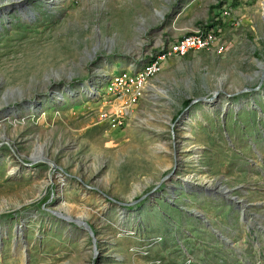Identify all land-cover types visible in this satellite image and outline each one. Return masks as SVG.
<instances>
[{
  "label": "rangeland",
  "instance_id": "rangeland-1",
  "mask_svg": "<svg viewBox=\"0 0 264 264\" xmlns=\"http://www.w3.org/2000/svg\"><path fill=\"white\" fill-rule=\"evenodd\" d=\"M10 1L0 0V264H111L108 236L119 232L114 218L125 208L126 217H133L124 235L134 253H145L138 257L146 255V245L161 239L143 238L151 217L147 211L154 208L190 219L186 228L182 218L168 219L180 242L181 236L187 239L184 228L197 239L195 257L175 264H210L219 256L227 264H264V79L259 88L258 76L243 87L251 90L238 87L239 94L225 97L235 93L226 83L201 93L177 76V85L152 90L148 103L141 100L152 106L146 115L137 113L140 120L134 116L123 130L110 131L99 122L97 101L86 88L92 79L100 81L115 61L131 56L134 63L142 61L135 58L139 55L119 54L124 28L139 24L138 9L145 10L150 0H26L23 8H5ZM262 1L239 0V56L264 55ZM215 90L229 104L223 123L222 101L210 106L195 100L210 98ZM27 101L40 105L26 109ZM203 106L208 121H216L215 136L207 141L209 154L175 153L178 144H191L177 136L189 125L190 114ZM233 113L239 119L237 139L226 128ZM156 119L173 123L167 124L166 139H143L140 132ZM38 146L61 170L44 162L26 165ZM175 158L177 167L167 183L179 186L178 176L205 173L210 184H198L210 189L209 194L198 191L191 177L190 193L174 190L172 204L158 197L170 198L164 183L157 184ZM216 182L233 189L230 195L243 201L242 210L221 196ZM108 197L133 203L121 206ZM53 210L84 218L93 236Z\"/></svg>",
  "mask_w": 264,
  "mask_h": 264
},
{
  "label": "crops",
  "instance_id": "crops-1",
  "mask_svg": "<svg viewBox=\"0 0 264 264\" xmlns=\"http://www.w3.org/2000/svg\"><path fill=\"white\" fill-rule=\"evenodd\" d=\"M149 3V6H146L145 10L143 7H139L138 9L141 12L137 13V16L140 17L139 24L131 25L129 31L128 28H124V50L119 54L139 55L135 58L142 59V61L139 60L137 63H134L132 56L129 59L124 58L123 60L115 61L106 66L102 75L121 71H137L148 60L149 53L157 52L171 42L178 40L184 33L190 31L196 25L205 24L209 28H212L215 24H218L223 41L227 43L228 48L220 55L202 50L189 52L182 57H171L163 61L160 71L150 79L145 95L141 97L127 122L132 120L134 116L136 121L140 120L142 117H136L137 113L146 115L148 108L152 105L144 104L141 100L148 103V101L150 102L148 100L150 96L148 93L152 90H158L160 87L167 85H177V76L181 77L180 79L184 84H189L192 89L202 91L201 93L209 92L214 87L219 88L223 83H226L225 87L229 90L236 92L239 87V91H241L244 86H250V82L254 78L257 79L260 72L258 64H264V55L239 56L238 30L239 22H242V17H239V0H150ZM235 3L236 6H232ZM225 9L229 10V14L223 17L222 12ZM144 11L145 13H143ZM217 18H223L222 22L218 21L215 23L214 19ZM234 52L238 56L232 55ZM141 55L144 56L141 57ZM201 65L203 68H201ZM221 101L223 104H226L223 100ZM168 108L170 109L171 107ZM207 113V109L203 106V108L193 111L192 116L190 114L192 119H188L190 120L189 125L185 127L184 132H180L177 138L179 140H188L191 144L188 143V146L186 143L178 144V148L174 150L175 153L177 151L180 155H186L185 153L189 152L190 155H196L197 157H199V154L203 156L209 154L208 151L211 148H209L207 141L211 139V136H215L214 128L216 121H208L206 118ZM169 119L171 120L172 118L169 117ZM154 121L148 127V131H141L140 135L145 140L161 141L166 139L165 132L168 133L166 129L167 124L171 125L172 123L166 121V119H156ZM238 126L239 119L233 113L231 119L227 120L226 127L232 139L238 138ZM243 128L244 125H242ZM175 137L173 136V138ZM70 176L75 178L74 175ZM185 176H188L189 179L194 177L196 182L201 184H206L208 182L206 180H209V177L205 173L202 175L186 174ZM69 196L70 194H66V199ZM147 212H149L148 215L151 217L149 218V225L145 228L143 227L145 233L143 235L144 241H149L151 237L155 236L161 239L149 246L146 245V255L138 257L136 254L145 253L139 250H135L134 253L128 245L129 237L124 235L128 229L132 228L131 219L133 217L130 214L126 217L125 208L120 217L115 216L114 218L117 219L114 227L119 232L120 228L124 227L123 232H117L112 236H108V251L113 253L110 261L111 264H153L155 261H160L159 263L161 264H175L174 262H178L179 260L181 262L186 257L192 259L195 257L196 249L198 248L196 245L197 239L195 240V236L188 234L184 226L190 225V219L187 217L183 218L178 211H175V213L159 212L155 211L154 208H150ZM176 216L178 219L182 218V226L185 227L184 230L187 233L185 241H183L184 236H181V242L179 241V236L173 233V226L168 222L169 217L174 219ZM189 241L192 243H189ZM181 243L185 244L184 246L186 247ZM210 264L227 263L222 262V257L219 256L218 260L213 263L210 262Z\"/></svg>",
  "mask_w": 264,
  "mask_h": 264
},
{
  "label": "built area",
  "instance_id": "built-area-1",
  "mask_svg": "<svg viewBox=\"0 0 264 264\" xmlns=\"http://www.w3.org/2000/svg\"><path fill=\"white\" fill-rule=\"evenodd\" d=\"M228 14V9L222 12L223 17ZM222 19H214V22H222ZM227 48L228 45L223 41L218 24L212 28L205 24L196 25L178 40L157 52L149 53L148 60L137 71H121L102 75L100 81L92 79L88 83L92 88L88 92V96L97 101L99 122L107 125L109 130L122 129L127 124V120L141 97L145 95L150 79L160 71L162 63L166 59L182 57L189 52L202 50L220 55ZM57 93L59 92H55V95ZM61 97L60 95L58 98ZM34 104L37 107L40 105L39 102ZM184 264L195 263L187 260ZM254 264H259V261Z\"/></svg>",
  "mask_w": 264,
  "mask_h": 264
},
{
  "label": "water",
  "instance_id": "water-1",
  "mask_svg": "<svg viewBox=\"0 0 264 264\" xmlns=\"http://www.w3.org/2000/svg\"><path fill=\"white\" fill-rule=\"evenodd\" d=\"M263 18H264V16H263ZM258 67L260 69V73H259V82H258V85L256 86V88H259L261 86V84L263 82V79H264V64L259 63ZM248 90H251V88L245 87L241 91H248ZM224 94H225V97H231L233 95L239 94V91H236L233 94H229V93H224ZM218 96H219V92L217 90H215L214 92L211 93V97L210 98L198 97L195 100L203 101V102H205V103H207L209 105H213V104L217 105L220 102V100L218 99ZM27 104H28V101L25 102V104H24L26 109L28 108ZM228 105L229 104L226 103L225 106L222 108V112L223 113L221 114V118L226 113ZM222 122H223V118H222ZM171 126L173 127V123L171 124ZM28 159L30 160V162L26 163V165H31V164L36 163V162H44V163H47L51 169L58 168V170H61V167H58L57 165H55L47 157H45L43 159H37V160H33L30 157ZM176 167H177V159L175 158V162H174V165H173L172 169L167 174H165L164 177H162V179L157 184V186H159L161 183H164V186H165L166 190L168 191V193L170 195V198H169V197H167V195H163V194L161 195V193H157L158 197L164 198L165 200H167L171 204L173 203L172 198L175 196L174 190H178L179 193H181L182 191L186 192V193H190L189 190H188L189 189L190 179H188L187 177L186 178L183 177V176H178L177 177L178 182H179V186L173 185L172 183H167V181L173 176V174H174V172L176 170ZM174 179H176V178H174ZM195 184H196V186L198 188V191L202 190V191H204L207 194L210 193V189H207V187L204 188L202 185H199L197 182ZM214 187L219 190L218 192L221 193V196L224 199H226L228 202H232L237 208L242 210V202L243 201L240 200L235 195H230V193H231V191H233V189H229V188H225L223 186H220L219 182H216ZM103 195L106 197L105 194H103ZM108 198L110 200H112V201H115V200H113L110 197H108ZM115 202L118 203L121 206L131 205L133 203V202L132 203H130V202L123 203V202H119V201H115ZM52 213H53V215H55L58 218H61V219L65 220V221H70V222L75 223L77 226L82 227L84 230L88 231L91 236H93V232L91 230V227H90L89 223H87V221L84 220V218L70 217V216L64 215L61 211H55V210H53ZM196 215L198 217H200L203 221L205 220L204 217H203V214L198 213ZM220 237H221V239L223 241L228 243V241L226 240V238L224 236H220ZM95 241H96L95 238H93L94 250H95V253H97L96 246H95ZM26 261H27V256H26Z\"/></svg>",
  "mask_w": 264,
  "mask_h": 264
},
{
  "label": "bare ground",
  "instance_id": "bare-ground-1",
  "mask_svg": "<svg viewBox=\"0 0 264 264\" xmlns=\"http://www.w3.org/2000/svg\"><path fill=\"white\" fill-rule=\"evenodd\" d=\"M26 4V0H11L10 2H5L4 3V6L5 8H9V7H18V8H23V6ZM3 8V5L0 6V13H1V9ZM25 18H28V15H24ZM260 73V72H259ZM91 86H88V88H86V91L89 92L91 90ZM65 90L68 92V93H72V91L70 90V88H65ZM58 96L60 97V93H57ZM36 105V104H34ZM34 105L28 103L27 106L28 108H31V109H35L34 108ZM212 106V105H210ZM224 107V106H223ZM228 107V106H227ZM239 105H237V107H234V108H238ZM27 108V109H28ZM11 113L16 116L17 115V111L15 109H12L11 110ZM5 136V135H4ZM40 150H41V146H38L37 147V152L33 153L30 155V158H32L33 160H37V159H43L45 158V156H43L42 154H40ZM63 175V174H62ZM62 175H59L61 176L62 178ZM185 178L187 177L189 179L188 176H184ZM207 184H210V182H207ZM242 206H243V202H242ZM226 238V237H225Z\"/></svg>",
  "mask_w": 264,
  "mask_h": 264
},
{
  "label": "trees",
  "instance_id": "trees-1",
  "mask_svg": "<svg viewBox=\"0 0 264 264\" xmlns=\"http://www.w3.org/2000/svg\"><path fill=\"white\" fill-rule=\"evenodd\" d=\"M232 6H236V3H235V4H233Z\"/></svg>",
  "mask_w": 264,
  "mask_h": 264
},
{
  "label": "flooded vegetation",
  "instance_id": "flooded-vegetation-1",
  "mask_svg": "<svg viewBox=\"0 0 264 264\" xmlns=\"http://www.w3.org/2000/svg\"><path fill=\"white\" fill-rule=\"evenodd\" d=\"M264 19V18H263Z\"/></svg>",
  "mask_w": 264,
  "mask_h": 264
}]
</instances>
